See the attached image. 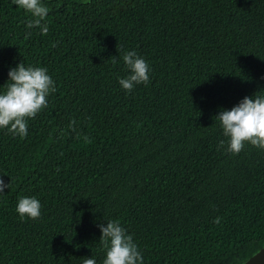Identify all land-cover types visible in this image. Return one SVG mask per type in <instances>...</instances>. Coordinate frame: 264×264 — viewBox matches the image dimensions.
Segmentation results:
<instances>
[{
  "label": "trees",
  "instance_id": "1",
  "mask_svg": "<svg viewBox=\"0 0 264 264\" xmlns=\"http://www.w3.org/2000/svg\"><path fill=\"white\" fill-rule=\"evenodd\" d=\"M41 3L47 35L0 0V94L18 63L56 88L26 137L0 129V264H103L108 221L142 264H242L264 246V150L227 152L216 117L264 96V0ZM127 51L150 69L131 92Z\"/></svg>",
  "mask_w": 264,
  "mask_h": 264
},
{
  "label": "clouds",
  "instance_id": "2",
  "mask_svg": "<svg viewBox=\"0 0 264 264\" xmlns=\"http://www.w3.org/2000/svg\"><path fill=\"white\" fill-rule=\"evenodd\" d=\"M13 2L33 17L27 21V28L38 27L42 35H47L49 28L42 21L48 14V8L42 5L41 0ZM122 59L130 73L126 78L119 79V84L125 91L131 92L135 85L149 83L150 69L142 57L135 51H127L122 55ZM47 71L43 67H26L23 63H18L15 68L9 70L10 83L6 84L4 93L0 94V129L6 128L13 136L22 139L27 136V119L35 118L42 108L47 106L49 93L56 91L54 81ZM216 117L220 121L223 135L228 138L227 152L238 154L246 142L264 150V96H245L237 105L230 110L221 111ZM220 143L223 145L224 141ZM6 188L8 183L0 178V192ZM16 212L21 220L25 217L36 220L41 215L40 202L36 198L22 197L18 200ZM215 222L218 223L219 219ZM98 227L101 232V244L106 250L103 264H142L143 257L132 236L126 234L118 222L108 221ZM83 264L96 262L89 258L85 259Z\"/></svg>",
  "mask_w": 264,
  "mask_h": 264
},
{
  "label": "water",
  "instance_id": "3",
  "mask_svg": "<svg viewBox=\"0 0 264 264\" xmlns=\"http://www.w3.org/2000/svg\"><path fill=\"white\" fill-rule=\"evenodd\" d=\"M242 264H264V246H262L257 252L252 254Z\"/></svg>",
  "mask_w": 264,
  "mask_h": 264
}]
</instances>
